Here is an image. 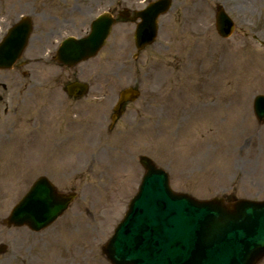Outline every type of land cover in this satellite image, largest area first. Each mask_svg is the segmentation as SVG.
Listing matches in <instances>:
<instances>
[{"label":"rangeland","instance_id":"obj_1","mask_svg":"<svg viewBox=\"0 0 264 264\" xmlns=\"http://www.w3.org/2000/svg\"><path fill=\"white\" fill-rule=\"evenodd\" d=\"M51 1L0 0V13L10 12L14 20L21 13L15 11L35 5L40 13L57 14ZM104 1L55 2L97 13ZM148 1L124 0V6L133 10ZM219 5L237 23L229 39L216 31ZM133 32L132 24H117L99 55L75 67L77 77L91 85L90 106L82 107L90 115L72 116L59 81L29 86L20 97L15 85L8 91L11 115L6 120L0 106V133L7 132L6 141L14 136L0 144V243L9 248L0 264H110L101 248L138 190L143 154L168 171L176 192L199 199H264V125L253 112L254 97L264 94V0H205L197 7L194 0H173L159 19L156 42L136 59ZM40 69L33 78L56 73V67ZM128 86L140 87L142 97L110 131L113 105ZM30 135L32 146H23ZM42 174L78 197L39 233L9 229L4 220ZM76 245L82 254L72 253Z\"/></svg>","mask_w":264,"mask_h":264},{"label":"water","instance_id":"obj_2","mask_svg":"<svg viewBox=\"0 0 264 264\" xmlns=\"http://www.w3.org/2000/svg\"><path fill=\"white\" fill-rule=\"evenodd\" d=\"M153 23L142 26L140 35L152 37ZM128 93L134 95L132 91ZM258 104L264 109V99ZM258 117L264 119V112L258 110ZM146 162L149 173L109 246V256L115 263L255 264L263 256L264 205L241 201L228 210L219 202L199 203L185 195H174L168 187L167 175ZM47 189L49 186L45 185L34 189L32 195L39 205L31 204L29 212L49 207L48 213L56 216L66 208L67 201L53 189ZM27 200L21 207L27 205ZM16 213L18 219L20 216L29 219L27 214ZM244 246L250 252L242 259Z\"/></svg>","mask_w":264,"mask_h":264},{"label":"bare ground","instance_id":"obj_3","mask_svg":"<svg viewBox=\"0 0 264 264\" xmlns=\"http://www.w3.org/2000/svg\"><path fill=\"white\" fill-rule=\"evenodd\" d=\"M194 2H195V7H197V6L203 5L205 3V0H194ZM239 123L241 125H243V118L242 117L239 119ZM71 251H72V253H75V254L77 252L78 255L82 254L81 251L78 249V246L77 245L76 246H73V248H72Z\"/></svg>","mask_w":264,"mask_h":264},{"label":"flooded vegetation","instance_id":"obj_4","mask_svg":"<svg viewBox=\"0 0 264 264\" xmlns=\"http://www.w3.org/2000/svg\"><path fill=\"white\" fill-rule=\"evenodd\" d=\"M31 48L33 49L34 46H31ZM24 64H25L26 66H30V65L35 64V61H34L33 58H28V57H27L26 59H24Z\"/></svg>","mask_w":264,"mask_h":264}]
</instances>
